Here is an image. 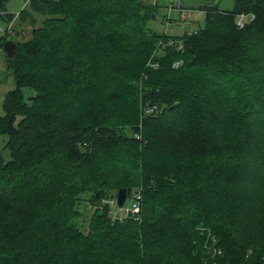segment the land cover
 Returning a JSON list of instances; mask_svg holds the SVG:
<instances>
[{
	"label": "trees",
	"instance_id": "obj_1",
	"mask_svg": "<svg viewBox=\"0 0 264 264\" xmlns=\"http://www.w3.org/2000/svg\"><path fill=\"white\" fill-rule=\"evenodd\" d=\"M9 1L32 36L7 57L0 264H264V0L199 5L182 37L146 0Z\"/></svg>",
	"mask_w": 264,
	"mask_h": 264
},
{
	"label": "rangeland",
	"instance_id": "obj_2",
	"mask_svg": "<svg viewBox=\"0 0 264 264\" xmlns=\"http://www.w3.org/2000/svg\"><path fill=\"white\" fill-rule=\"evenodd\" d=\"M154 5V11L149 19L148 26L150 29L158 32L159 34H167L170 37H182L184 34L190 31L198 30L205 26L206 13L202 9L198 8L199 5L207 3H216L222 9H233L235 0H146ZM28 6V0H10L8 2V10L14 14H18L23 8ZM17 17V16H16ZM41 17V16H40ZM246 17L240 18L239 23L246 21ZM39 24V23H38ZM8 22L0 19V33L5 34L7 31L10 33V39L27 40L32 36V26L29 23H19L17 18L13 21L12 26L8 28L6 32L1 29L8 27ZM0 115L4 114L3 99L7 92L14 89L16 81L11 72L7 69V56L3 49L0 50ZM26 94L31 92L29 89H24ZM8 136L0 135V150L3 149ZM9 154V151L6 152ZM132 191V190H131ZM131 193V192H130ZM130 195V194H129ZM130 197L125 203V207L119 212L124 211L130 206ZM86 204V206H85ZM81 209L85 211L84 219L89 221L91 214L93 213V206L91 203H82Z\"/></svg>",
	"mask_w": 264,
	"mask_h": 264
},
{
	"label": "water",
	"instance_id": "obj_3",
	"mask_svg": "<svg viewBox=\"0 0 264 264\" xmlns=\"http://www.w3.org/2000/svg\"><path fill=\"white\" fill-rule=\"evenodd\" d=\"M4 49L9 58H13L17 49V43L14 40H8L5 42ZM131 190V188H122L118 191L117 202L120 207L124 205Z\"/></svg>",
	"mask_w": 264,
	"mask_h": 264
},
{
	"label": "built area",
	"instance_id": "obj_4",
	"mask_svg": "<svg viewBox=\"0 0 264 264\" xmlns=\"http://www.w3.org/2000/svg\"><path fill=\"white\" fill-rule=\"evenodd\" d=\"M243 18V17H242ZM241 18V19H242ZM15 21V19H14ZM13 24V21H11L9 23V26L8 27H3L1 30L3 32H6L8 30V28ZM1 57V55H0ZM182 64V61H178L175 63V66L178 67L179 65ZM149 110H154V108H150ZM129 198V196L127 197V199ZM140 198H141V194L139 191H134V194H133V197L131 198V201H132V206L130 208H127L126 209V213H132V214H135V213H139L141 211V205H140ZM126 202V201H125ZM221 252V250L219 251Z\"/></svg>",
	"mask_w": 264,
	"mask_h": 264
},
{
	"label": "bare ground",
	"instance_id": "obj_5",
	"mask_svg": "<svg viewBox=\"0 0 264 264\" xmlns=\"http://www.w3.org/2000/svg\"><path fill=\"white\" fill-rule=\"evenodd\" d=\"M9 40H12V39H9ZM5 45V44H4ZM3 49H4V47H3ZM4 51H5V49H4ZM5 53H6V51H5ZM6 56L9 58V56L7 55V53H6Z\"/></svg>",
	"mask_w": 264,
	"mask_h": 264
},
{
	"label": "crops",
	"instance_id": "obj_6",
	"mask_svg": "<svg viewBox=\"0 0 264 264\" xmlns=\"http://www.w3.org/2000/svg\"><path fill=\"white\" fill-rule=\"evenodd\" d=\"M8 8V7H7ZM8 12H10L9 10H8ZM10 13H12V12H10Z\"/></svg>",
	"mask_w": 264,
	"mask_h": 264
}]
</instances>
